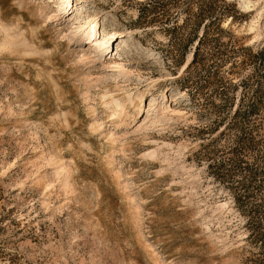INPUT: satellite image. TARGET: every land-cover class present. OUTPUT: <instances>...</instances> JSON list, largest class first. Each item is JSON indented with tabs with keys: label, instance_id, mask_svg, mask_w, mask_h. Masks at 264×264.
Wrapping results in <instances>:
<instances>
[{
	"label": "rangeland",
	"instance_id": "1",
	"mask_svg": "<svg viewBox=\"0 0 264 264\" xmlns=\"http://www.w3.org/2000/svg\"><path fill=\"white\" fill-rule=\"evenodd\" d=\"M248 1L0 0V264H264V188L208 170L249 102L263 170Z\"/></svg>",
	"mask_w": 264,
	"mask_h": 264
},
{
	"label": "trees",
	"instance_id": "2",
	"mask_svg": "<svg viewBox=\"0 0 264 264\" xmlns=\"http://www.w3.org/2000/svg\"><path fill=\"white\" fill-rule=\"evenodd\" d=\"M257 109L258 106L254 104V102H249L246 106L244 104L237 106L229 124V129H233L236 133L233 141L234 145L232 144L233 146L225 153V155L229 157L226 162H217L216 164L208 165V170L210 174L216 176L221 182L230 186L236 182L235 179L237 176H240L241 180L237 182L236 188L245 182L247 183L246 187L251 186L253 189L256 182H259L260 185H257L255 188L258 189L257 192H260V190L264 188V160L262 166L263 170L261 171L259 170L260 168L254 167L245 159L246 154L256 146L253 142V129L251 128L253 125L249 118L256 113ZM251 193L252 192L245 195V198L248 200L247 203L254 197L251 196ZM258 200L259 204L251 208L250 212L252 216H250L248 224L253 230L252 234H254V239L264 243V233L258 230L260 222L257 217L260 207H264V192L259 194Z\"/></svg>",
	"mask_w": 264,
	"mask_h": 264
},
{
	"label": "bare ground",
	"instance_id": "3",
	"mask_svg": "<svg viewBox=\"0 0 264 264\" xmlns=\"http://www.w3.org/2000/svg\"><path fill=\"white\" fill-rule=\"evenodd\" d=\"M236 1H238L240 8H241L242 10L246 11V12L252 11V10H253L252 8H253L255 5H257V3L259 2V1H257V2H252V1H248V0H236ZM261 1H262V0H261ZM68 7H69V10L72 9V5H70L69 2H68L67 5H66V9H67ZM253 26H254V23L251 22V24L249 25V31L254 30V27H253Z\"/></svg>",
	"mask_w": 264,
	"mask_h": 264
}]
</instances>
